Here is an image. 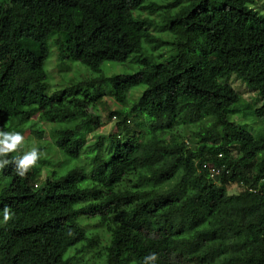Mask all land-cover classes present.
<instances>
[{"label": "trees", "instance_id": "trees-1", "mask_svg": "<svg viewBox=\"0 0 264 264\" xmlns=\"http://www.w3.org/2000/svg\"><path fill=\"white\" fill-rule=\"evenodd\" d=\"M151 1L0 0V131L22 133L33 118L58 123L52 146L80 163L37 186L42 158L21 178L22 155L5 157L0 264H264V136L231 121L251 116L264 126V14L253 0ZM144 9H161L169 40L133 14ZM50 39L59 62L96 76L47 92ZM142 43L168 47L155 59ZM127 59L134 72L101 74L102 63ZM231 74L259 106L240 107L224 81ZM137 85L144 87L124 110ZM104 96L120 105L108 113L117 133L87 144ZM127 115L141 118L140 131ZM180 126L192 127L190 145ZM233 184L241 190L227 193ZM93 222L102 235L88 228Z\"/></svg>", "mask_w": 264, "mask_h": 264}, {"label": "rangeland", "instance_id": "rangeland-1", "mask_svg": "<svg viewBox=\"0 0 264 264\" xmlns=\"http://www.w3.org/2000/svg\"><path fill=\"white\" fill-rule=\"evenodd\" d=\"M168 0H155L151 1L157 5H164ZM252 8L257 10L258 12L264 14V0H253ZM140 18L146 17L149 18L152 22V26L148 28V32L150 35L157 37L161 41L169 40V34L162 29V20H161V9L154 10L152 13H148L147 9H144L140 12L133 13ZM153 44H141V50L145 55H151L156 57L157 54L164 53V50L168 47L167 44H162L156 48H151ZM48 56L43 63V68L46 73V82L48 84L47 92H52L55 89L70 87L73 88L74 85L78 83H82L87 79H90L96 76L95 73L90 71L86 66L73 61H62L59 62L56 59V49L55 46L52 45V40L48 41ZM5 54V46H4V35L0 31V61L1 58ZM136 55V54H133ZM131 55V57L133 56ZM130 57V58H131ZM128 58V59H130ZM126 60L123 63H116L107 61L102 63L100 69L101 74L104 76H109L111 74H130L134 72L138 65L133 61ZM234 91H236L240 96L239 105L247 106V107H257L260 105L261 101L256 96V93L252 91L250 88L246 87V85L236 78L234 75H229L225 80ZM143 85H137L131 88L127 95V103L121 108L127 110L130 104L139 96L143 89ZM120 105L115 103L110 97L104 96L98 102L95 103L94 112L100 116L101 125L96 128L93 132L86 135L87 144L93 141V138L96 135H102L104 137V143L108 142L107 136L117 133V129L115 127L116 118L113 116H108L110 111L115 109H119ZM128 124L135 132L141 130V118L133 117L132 115H127ZM231 121L241 124L245 129L249 130L254 137L264 136V126L260 122V120L253 118L251 116L246 117V119H241L236 116L231 117ZM59 126L58 123L51 124V123H43L38 122L36 118L32 119L29 126L24 127L23 132L20 133L25 138L24 146L17 151L20 155H23L25 151L29 150L32 147L38 148L43 155L41 158L44 162L39 163V182L37 186L40 184L44 176L48 173L53 172L54 176H58L66 171L68 168L74 167L79 165L78 158H70L62 154L58 149L52 146L50 142V134L51 128ZM192 127H189L190 129ZM185 126H180L178 128L179 134L182 136L183 141L185 143H189V131ZM7 132H17L13 129ZM81 161V160H80ZM210 178V173L208 175ZM241 190L240 185H230L226 191L227 193H237ZM1 223V220H0ZM87 223V221H86ZM90 224L91 229H96L95 231L98 232L99 235L103 234V231L97 224L88 223Z\"/></svg>", "mask_w": 264, "mask_h": 264}, {"label": "clouds", "instance_id": "clouds-1", "mask_svg": "<svg viewBox=\"0 0 264 264\" xmlns=\"http://www.w3.org/2000/svg\"><path fill=\"white\" fill-rule=\"evenodd\" d=\"M25 144V138L18 132H3L0 131V170L10 163L5 157L12 152L19 151ZM43 153L36 148L32 147L25 151L22 156L15 159L16 173L21 178L33 169L40 160ZM4 222L7 223L12 218V213L5 207L3 210ZM147 260L155 261L156 255L152 254L146 258Z\"/></svg>", "mask_w": 264, "mask_h": 264}, {"label": "built area", "instance_id": "built-area-1", "mask_svg": "<svg viewBox=\"0 0 264 264\" xmlns=\"http://www.w3.org/2000/svg\"><path fill=\"white\" fill-rule=\"evenodd\" d=\"M209 173H210V176H212V174H213V170L211 169V168H209Z\"/></svg>", "mask_w": 264, "mask_h": 264}]
</instances>
